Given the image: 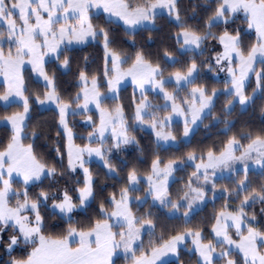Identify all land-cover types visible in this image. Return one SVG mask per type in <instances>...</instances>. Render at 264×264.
I'll return each mask as SVG.
<instances>
[{
	"label": "snow or ice",
	"instance_id": "obj_1",
	"mask_svg": "<svg viewBox=\"0 0 264 264\" xmlns=\"http://www.w3.org/2000/svg\"><path fill=\"white\" fill-rule=\"evenodd\" d=\"M0 264H264V0H0Z\"/></svg>",
	"mask_w": 264,
	"mask_h": 264
},
{
	"label": "trees",
	"instance_id": "obj_2",
	"mask_svg": "<svg viewBox=\"0 0 264 264\" xmlns=\"http://www.w3.org/2000/svg\"><path fill=\"white\" fill-rule=\"evenodd\" d=\"M204 135H205V132L203 130H201V135H200V137H198V139L203 138ZM209 211H211V209H209Z\"/></svg>",
	"mask_w": 264,
	"mask_h": 264
}]
</instances>
